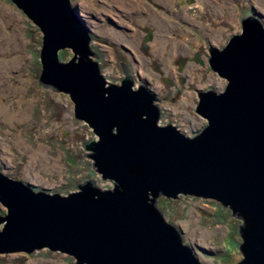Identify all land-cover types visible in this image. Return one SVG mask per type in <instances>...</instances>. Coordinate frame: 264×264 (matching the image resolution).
Returning <instances> with one entry per match:
<instances>
[{"label":"water","instance_id":"1","mask_svg":"<svg viewBox=\"0 0 264 264\" xmlns=\"http://www.w3.org/2000/svg\"><path fill=\"white\" fill-rule=\"evenodd\" d=\"M43 31L41 84L70 95L75 116L97 139L83 141L103 179L68 193L36 189L0 169V252L48 247L76 264H201L195 250L157 206L159 196L211 198L240 219L235 264H264V26L261 13L218 47L210 67L226 84L199 89L195 111L206 124L186 133L159 124L157 94L135 85L128 64L120 82L100 72L91 34L71 0H13ZM192 2L194 0H187ZM150 37L148 33L146 38ZM73 55L61 60L59 50ZM2 225V226H1Z\"/></svg>","mask_w":264,"mask_h":264},{"label":"rangeland","instance_id":"2","mask_svg":"<svg viewBox=\"0 0 264 264\" xmlns=\"http://www.w3.org/2000/svg\"><path fill=\"white\" fill-rule=\"evenodd\" d=\"M71 2L90 31V45L97 52L93 58L99 61L104 78L119 83L124 75L121 66L128 64L135 85L143 83L159 97L158 123H173L186 133L202 129L207 122L195 111L197 91H221L226 84L209 65L207 43L222 47L240 32V18L250 11L261 13L264 26V0ZM0 25L7 36L0 41V102L20 116L24 110L25 116L18 120L0 114V169L51 192L76 190L88 178L102 188L111 187L112 181L103 179L84 154L88 150L83 141L98 138L92 127L75 116L68 93L39 81L43 43L39 25L13 0H0ZM149 30L152 33L146 40ZM72 55L69 47L59 50L61 60ZM6 58L9 62L3 63ZM157 206L192 246L201 264H235L242 257L240 219L229 207L190 194L161 195ZM0 210L6 212L1 202ZM0 264H76V259L43 247L0 252Z\"/></svg>","mask_w":264,"mask_h":264},{"label":"bare ground","instance_id":"3","mask_svg":"<svg viewBox=\"0 0 264 264\" xmlns=\"http://www.w3.org/2000/svg\"><path fill=\"white\" fill-rule=\"evenodd\" d=\"M10 21H8L9 23ZM7 23V24H8ZM2 30V31H1ZM3 30H4V27L0 25V41H1V37L3 38H7V36H5V34L3 33ZM152 33V31H150ZM13 35V34H12ZM149 38H146V40H148ZM8 41H12L14 43V40L12 37H9ZM1 45V44H0ZM1 47V46H0ZM8 48V47H6ZM4 51H6L5 49L2 50V53H4ZM5 54V53H4ZM10 60V59H9ZM9 60H7L6 58V61H3V63H8ZM0 67H3L2 66V63L0 62ZM2 86L1 82H0V87ZM23 112V115L20 116V112L18 111H11L8 107H6L2 102H0V114H4L6 116L9 117V119H20L19 117H21V119H25V116H24V110L22 111Z\"/></svg>","mask_w":264,"mask_h":264},{"label":"flooded vegetation","instance_id":"4","mask_svg":"<svg viewBox=\"0 0 264 264\" xmlns=\"http://www.w3.org/2000/svg\"><path fill=\"white\" fill-rule=\"evenodd\" d=\"M150 31H151V30H149V32H148V33H151Z\"/></svg>","mask_w":264,"mask_h":264}]
</instances>
